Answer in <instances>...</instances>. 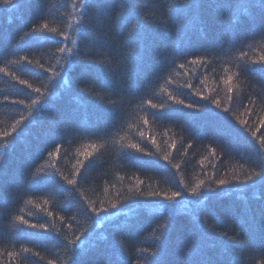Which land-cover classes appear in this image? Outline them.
<instances>
[{
	"label": "trees",
	"instance_id": "1",
	"mask_svg": "<svg viewBox=\"0 0 264 264\" xmlns=\"http://www.w3.org/2000/svg\"><path fill=\"white\" fill-rule=\"evenodd\" d=\"M262 55L260 0H0V264H254L264 83L242 69ZM173 191L172 214L146 195Z\"/></svg>",
	"mask_w": 264,
	"mask_h": 264
},
{
	"label": "snow or ice",
	"instance_id": "2",
	"mask_svg": "<svg viewBox=\"0 0 264 264\" xmlns=\"http://www.w3.org/2000/svg\"><path fill=\"white\" fill-rule=\"evenodd\" d=\"M10 2H11V0H4L5 4L10 3ZM88 2H89V0H84V3H88ZM260 5H261V7H264V0H260ZM72 7L78 8V7H80V5H79V3H76V4H73ZM130 11L135 13V18L132 19L130 23H126L125 22V16L126 15L122 16L121 17V23L124 26L132 25V32H133L132 39L136 43L137 47H139L141 42H142V37H143V33H144V24L146 22V18L143 15L140 14L139 5H137V4H135L134 9L130 8L129 5H128V12L127 13H129ZM81 17L83 18V10L81 12ZM148 19L151 20V18H148ZM44 29H47V30H49L52 33H57V29H55V28L49 29L48 24H46V23L42 25V28L33 29L32 31H33V33H35V32H38V31H42ZM59 35L63 36L64 40L68 39V37H67V35L65 33L61 32V33H59ZM37 39H44V37H37ZM60 42L63 43L64 41H60ZM72 43H75V41H72ZM58 51L61 52V53L67 51L69 54H71V49H69L67 47H61V48L58 49ZM24 59L27 60L26 57ZM197 62L203 63L201 61H193V63H197ZM28 63H31V61H28ZM251 64H257V65H260V67L259 68H252L250 66ZM40 67H43V65H40ZM180 67H183V65H180ZM242 70L245 71V72H249V71L256 72L258 74V78H259L260 82L264 83V55L260 56L258 60L245 62ZM231 80H232V77L229 76L227 78V81H231ZM20 83H26V82L25 81H20ZM29 87H31V85H29ZM187 87L191 88L192 85L188 84ZM231 91H232V89H229V92H231ZM35 92L39 93L40 89L36 88ZM195 94L197 96L201 95L200 92H196ZM201 98L203 99L204 97H201ZM5 99H7V97H5ZM169 99L174 101L176 104L184 105V101L183 100H177L175 97H173L171 95H169ZM20 103H23V102L20 101ZM214 103L217 105V107L220 106V101L219 100H215ZM252 103H255V101H252ZM149 104H151L150 101H149ZM151 107L152 108L159 107L160 109H163L164 108V104H160V105L151 104ZM185 107L189 108V109H195L197 111L204 110L201 106L196 105V104H192V103H189V104L185 105ZM223 111L227 112L228 109L224 108ZM147 122H148L147 120L144 121L145 124H147ZM17 123H20V121H17ZM241 123H244V122L241 121ZM13 131H16V129L13 128ZM5 135H8V134L5 133ZM141 136H143V133H141ZM261 142L264 143V138H262ZM153 143H154V141H153ZM130 147L134 148V149H137V151H143V149H140L137 144H132V145H130ZM173 147H175V145H173ZM58 151H59V149H57V152ZM49 155L51 156L53 154L49 153ZM85 155L90 156L91 153H87ZM164 159H168V157L165 156ZM77 163H80V162L78 161ZM175 167L179 168V165H176ZM254 176L255 177H259V178H261V181H264V163H262L260 165V171L255 172ZM64 179L67 180L68 184H73L74 185L76 183V181L74 179L69 180V179H67V177H65ZM247 179L248 180H252L253 177L249 176ZM216 183L218 185H225V184L228 183V181H226L224 179H221V180L217 181ZM262 184H264V183H262ZM204 185H205V181L201 180V181H199V183L194 185L191 189H186V190L190 191L192 196H199L200 195L199 189L201 187H203ZM208 187L211 188V185L209 184ZM139 194L140 195H144V193H139ZM146 195H148L150 197H162V199L164 201H167L168 203H166V204L162 203L161 207H166L168 209L169 214H172L174 212V205H173L172 202H178V198L181 197L182 193L180 191H173L169 195L167 193L149 192ZM113 207H115V205H113ZM90 211L92 213H96L97 215H99L100 211H105L106 212L107 209H97L95 207H92L90 209ZM182 211L187 213L189 211V206L188 205L184 206ZM49 215H51V213H49ZM18 219L22 223L28 224V221L24 220L23 217H18ZM60 219L63 220V217H60ZM72 219H75V217H72ZM196 219L199 222V216L198 215H197ZM31 227H36V225H31ZM44 227H45L44 225H40V228H44ZM68 227L70 228L71 224H69ZM163 227L165 229H167L168 228V224L165 223L163 225ZM201 228H203V224H201ZM166 235H167V233L165 232L164 236L166 237ZM224 235L227 236V233H225ZM157 239L159 240L160 238L158 237ZM231 239H232V237H228V240H231ZM79 240H80V236H77L75 238V240L70 241L69 244L75 246L77 244V241H79ZM25 251H29V250L25 249ZM74 251H75V249H74ZM138 251L141 252V253H145L146 252L148 258H150V260H151V264H159L158 251H149V250H145V249H138ZM9 255H11V253H9ZM140 258L143 259L144 258L143 255ZM49 264H53V262L49 261ZM125 264H127V262H125ZM137 264H140L139 259L137 260ZM254 264H264V247H262L259 250H256Z\"/></svg>",
	"mask_w": 264,
	"mask_h": 264
}]
</instances>
